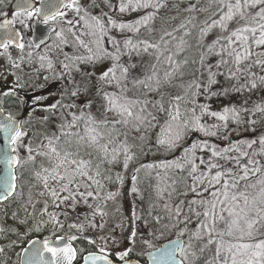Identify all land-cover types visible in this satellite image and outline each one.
<instances>
[{"label": "snow or ice", "instance_id": "1", "mask_svg": "<svg viewBox=\"0 0 264 264\" xmlns=\"http://www.w3.org/2000/svg\"><path fill=\"white\" fill-rule=\"evenodd\" d=\"M0 16V264H264V0Z\"/></svg>", "mask_w": 264, "mask_h": 264}, {"label": "rangeland", "instance_id": "2", "mask_svg": "<svg viewBox=\"0 0 264 264\" xmlns=\"http://www.w3.org/2000/svg\"><path fill=\"white\" fill-rule=\"evenodd\" d=\"M11 1L12 0H4V3L0 4V13L8 11V9H9L8 7H9ZM184 6H186V5H184ZM133 15H135V14H133ZM131 18H133V17H126V19H131ZM201 19H203V16H201ZM58 87H59V85H58ZM214 107H215V105H214ZM232 135H233V139L237 138L236 132H233ZM148 155H150L148 158H141V159H138L134 164H130L128 171L126 173H124L125 182H124L123 188L121 189L122 194L118 198L117 203L119 205H121V211L123 212V215L125 218L128 217V213L124 209L125 207L123 208V206H124L123 205V202H124L123 197L124 196H126L127 200H129L132 208H133V201L136 202V213H137V215H144V216L147 215V212H148L147 198H148L149 193L151 192L150 185H153L155 183L154 176L149 177V176H146L144 172L140 173V179H139L138 187L141 190V193L145 197L143 202L140 200L139 196H133L130 193L129 189L131 188V182L128 179V176L132 173L133 167L138 166L140 163H145V164L151 163L155 160H159L160 159L159 157H163V155H153L151 153H149ZM117 170H120V169H117ZM111 207L112 206H110V209H111ZM129 214L131 215L130 212H129ZM116 222H119L118 218H117ZM132 226L133 225H128V220L125 219V234L127 233V227H130V229H131ZM130 229H129V231H130ZM89 235H98V233L89 232ZM165 241L166 240H164V239H160V240L156 241V243L158 245H161ZM117 250H119V249H117ZM138 250L140 251L139 248H138Z\"/></svg>", "mask_w": 264, "mask_h": 264}, {"label": "trees", "instance_id": "3", "mask_svg": "<svg viewBox=\"0 0 264 264\" xmlns=\"http://www.w3.org/2000/svg\"><path fill=\"white\" fill-rule=\"evenodd\" d=\"M184 5H185V4H182L181 7H185ZM173 14H174V13H173ZM147 157H148V155H144V154L141 153V154L139 155V158H138V159H141V158H147ZM123 194H124V193H123ZM123 198H124V202H123V205H124V206H123V208L125 207L124 209L126 210L127 213H129V212L131 213V211H132V206H131L129 200H127L126 196H124ZM137 251H139V250L137 249Z\"/></svg>", "mask_w": 264, "mask_h": 264}, {"label": "water", "instance_id": "4", "mask_svg": "<svg viewBox=\"0 0 264 264\" xmlns=\"http://www.w3.org/2000/svg\"><path fill=\"white\" fill-rule=\"evenodd\" d=\"M15 2H16V0L13 1L12 6H11V10L13 9V5ZM35 28H36L37 34H42L46 30L45 26H43V25H36ZM164 243H166V242H164ZM164 243H162V244H164ZM144 259L146 260L147 257H144Z\"/></svg>", "mask_w": 264, "mask_h": 264}, {"label": "flooded vegetation", "instance_id": "5", "mask_svg": "<svg viewBox=\"0 0 264 264\" xmlns=\"http://www.w3.org/2000/svg\"><path fill=\"white\" fill-rule=\"evenodd\" d=\"M8 8H10V5H9ZM5 12H7L9 14L10 13V10L8 9V11H5ZM1 13H3V12H1ZM2 18L3 17L0 16V19H2ZM0 63H3V61H0ZM8 79L10 81L12 79V77H8ZM58 85H59L58 83H55V84L51 85L50 90L54 91L58 87Z\"/></svg>", "mask_w": 264, "mask_h": 264}]
</instances>
